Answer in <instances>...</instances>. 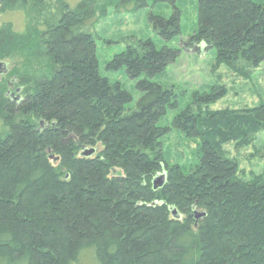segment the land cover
Listing matches in <instances>:
<instances>
[{
  "label": "trees",
  "instance_id": "1",
  "mask_svg": "<svg viewBox=\"0 0 264 264\" xmlns=\"http://www.w3.org/2000/svg\"><path fill=\"white\" fill-rule=\"evenodd\" d=\"M178 1L0 0V14L23 17L22 30L0 26V62L20 60L0 76V264H264V175L245 176L224 149L264 129V105L202 115L224 94L215 88L197 93V113L163 126L178 100L153 80L181 50L139 40L108 64L136 81L140 98L128 110L132 95L100 74L95 41L82 31L108 8L167 4L171 16L149 22L170 42L181 34ZM37 7H53L56 22L32 19ZM187 46L227 65H259L264 3L198 0ZM172 129L198 140L193 166L168 162ZM158 174L165 182L154 189Z\"/></svg>",
  "mask_w": 264,
  "mask_h": 264
},
{
  "label": "rangeland",
  "instance_id": "2",
  "mask_svg": "<svg viewBox=\"0 0 264 264\" xmlns=\"http://www.w3.org/2000/svg\"><path fill=\"white\" fill-rule=\"evenodd\" d=\"M255 1L264 3V0ZM197 2L198 0L178 1L181 34L170 42H165L157 36L149 22L150 14L166 18L171 16L173 9L167 4L153 5L150 3L149 7L135 13H117L108 8L96 24L82 29L83 32L91 34L95 41L100 74L112 83H119L132 95L133 100L127 106L128 110L134 108L140 98L136 89V81L129 79L124 70H109L108 64L128 47H136L139 40L149 39L159 49L166 45L181 50L175 62L170 64L162 75L153 80L165 88L172 89L178 100L177 109L168 111L161 123L163 126L169 125L174 116L183 110L190 109L189 112L197 113L198 109L194 104L197 93L208 94L215 88L223 90L224 94L215 103L203 105L202 115H205L206 111L221 113L219 116H223L224 111L237 115L259 104L264 105V62L257 66H248L238 60L227 65L216 59L213 50L206 51L196 46L195 51L187 46V41L197 30ZM33 13L32 19L33 16L38 17L39 22L46 20L52 24L57 20L53 7H37ZM18 14L20 16L0 14V26L5 21H11L15 29L22 30L23 17L21 13ZM19 61L15 58L5 60L3 63L10 72L18 66ZM17 95L13 93L11 96L17 98ZM125 113L127 114V111ZM249 139L248 145L236 147L233 143H229L224 145V149L239 163L240 171L245 176L249 177L251 173L264 175V129ZM198 144V140L187 138L179 131L172 129L163 139L162 147L170 164L190 167L196 163ZM100 149V146H97L96 152H100ZM159 175H156L154 180Z\"/></svg>",
  "mask_w": 264,
  "mask_h": 264
},
{
  "label": "water",
  "instance_id": "3",
  "mask_svg": "<svg viewBox=\"0 0 264 264\" xmlns=\"http://www.w3.org/2000/svg\"><path fill=\"white\" fill-rule=\"evenodd\" d=\"M7 72L8 71L6 69V64L0 62V76L7 74ZM93 152H94L93 150H86L82 153V156L89 157L93 154ZM164 182H165V174H160L159 177L153 181V188L154 189L161 188ZM175 214H176L175 212L172 213L173 216H175Z\"/></svg>",
  "mask_w": 264,
  "mask_h": 264
}]
</instances>
